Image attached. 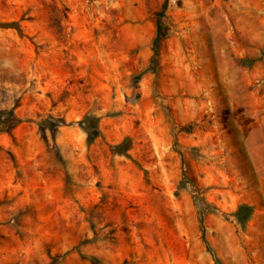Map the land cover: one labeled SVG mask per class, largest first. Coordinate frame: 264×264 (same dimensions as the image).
<instances>
[{
	"label": "rangeland",
	"instance_id": "374dc122",
	"mask_svg": "<svg viewBox=\"0 0 264 264\" xmlns=\"http://www.w3.org/2000/svg\"><path fill=\"white\" fill-rule=\"evenodd\" d=\"M0 20L22 28H0L20 121L0 264H264V0H0Z\"/></svg>",
	"mask_w": 264,
	"mask_h": 264
},
{
	"label": "trees",
	"instance_id": "16d2710c",
	"mask_svg": "<svg viewBox=\"0 0 264 264\" xmlns=\"http://www.w3.org/2000/svg\"><path fill=\"white\" fill-rule=\"evenodd\" d=\"M167 8V3L165 2L163 4L162 10L160 11L158 22H157V28H156V35L154 37V40L152 42V50L153 54L150 57L149 60V67L152 70V72L155 74V78L159 75V45L162 39V24L160 21V18L164 15V12ZM0 28L8 29L12 28L15 29L19 34H22V28L18 22V20H12V21H2L0 20ZM89 116H86L83 118L80 123L82 126V129L87 133V141L88 143H93L97 136L100 134L99 128L96 124L90 123L88 120ZM18 124L20 121L16 117L15 112L12 110L8 115L5 117H2L0 115V128L6 127L9 123ZM123 143H119L117 145H114L113 148L119 149ZM201 221L203 222V218H201ZM84 256L90 261L91 264H105L101 258H99L96 255L93 254H84Z\"/></svg>",
	"mask_w": 264,
	"mask_h": 264
}]
</instances>
